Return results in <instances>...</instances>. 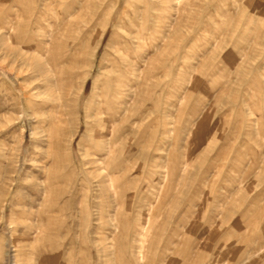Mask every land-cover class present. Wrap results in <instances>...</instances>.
<instances>
[{"label": "rangeland", "instance_id": "1", "mask_svg": "<svg viewBox=\"0 0 264 264\" xmlns=\"http://www.w3.org/2000/svg\"><path fill=\"white\" fill-rule=\"evenodd\" d=\"M0 264H264V0H0Z\"/></svg>", "mask_w": 264, "mask_h": 264}, {"label": "bare ground", "instance_id": "2", "mask_svg": "<svg viewBox=\"0 0 264 264\" xmlns=\"http://www.w3.org/2000/svg\"><path fill=\"white\" fill-rule=\"evenodd\" d=\"M109 15V14H108ZM107 19H108V17H107ZM109 20V19H108ZM143 31L142 30H139V34L137 33L136 35H132L133 37H127V40H126V43H128V44H131V45H134V46H136L134 49L133 48H131V45H129V47H130V49H132V50H130V53L132 52V56L133 57H137V56H139L140 55V53H141V51H140V47L142 46L141 45V39H142V37H143V33H142ZM132 33H134V32H132ZM131 36V35H130ZM122 37V36H121ZM120 40H122V39H120ZM102 41V40H101ZM141 41V42H140ZM124 42V41H123ZM6 43H7V45L9 46V48H12V45H11V43H10V40H9V37L7 36L6 37ZM143 43V42H142ZM127 44V45H128ZM86 45V44H85ZM125 45V44H124ZM127 45H126V47H127ZM133 46V47H134ZM146 48V47H145ZM120 49V48H119ZM128 49V48H127ZM125 52V51H124ZM114 56V55H113ZM141 56V55H140ZM36 57V56H35ZM37 57L39 58V59H43V57H42V55H37ZM130 58V57H129ZM132 58V57H131ZM37 59V58H36ZM123 60V59H122ZM36 61V60H35ZM41 62H43V61H41ZM120 62V61H119ZM122 63H124L123 61H121ZM126 62L128 63V65H130V63L126 60ZM126 63V64H127ZM40 64V63H39ZM132 64V63H131ZM43 65V64H42ZM125 66V65H124ZM122 68V67H121ZM136 68V67H135ZM113 70V69H112ZM122 70V69H121ZM137 70V69H136ZM139 71V70H138ZM111 72V71H110ZM129 73V72H128ZM128 73H126L127 75H128ZM122 74V73H121ZM125 74V73H124ZM136 74V73H135ZM108 76V75H107ZM127 78V77H126ZM125 78H123V76L121 77L120 75H119V73H117V71H115L114 73H111V75H110V77H109V82H111V85L108 87V89H107V93H106V95H108L109 93H111V94H113V96H116V94L118 93V91H119V87L121 88V82H122V80H124ZM128 79V78H127ZM108 82V83H109ZM124 85V84H123ZM124 87V86H123ZM107 88V87H106ZM126 88V87H125ZM119 92H121V91H119ZM118 96V95H117ZM123 98V97H122ZM123 99H125V98H123ZM116 100L117 99H115V100H101V102L99 103V110L101 111V109H104V108H106L107 110V113L106 114H108L109 116H111L110 114H111V112H112V109H113V106H114V104H115V102H116ZM123 101V100H122ZM122 101H119V102H122ZM46 102H48V101H46ZM55 102V101H54ZM58 102V101H57ZM49 103V102H48ZM75 103V102H74ZM59 104V103H58ZM57 104V105H58ZM38 105V104H37ZM56 107V106H55ZM54 107V108H55ZM70 107V106H69ZM76 107V106H75ZM38 108V107H37ZM58 112V111H57ZM60 113V112H59ZM72 113V112H71ZM56 119V118H55ZM112 119V118H111ZM115 121H116V119H114ZM110 122V121H109ZM125 124V123H124ZM113 130V129H112ZM115 132V131H114ZM114 146V145H113Z\"/></svg>", "mask_w": 264, "mask_h": 264}]
</instances>
